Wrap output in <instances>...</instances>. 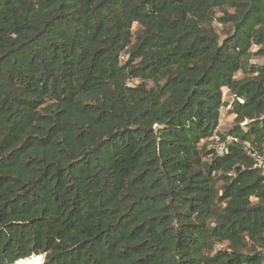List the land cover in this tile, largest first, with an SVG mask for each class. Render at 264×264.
Listing matches in <instances>:
<instances>
[{
	"label": "trees",
	"instance_id": "obj_1",
	"mask_svg": "<svg viewBox=\"0 0 264 264\" xmlns=\"http://www.w3.org/2000/svg\"><path fill=\"white\" fill-rule=\"evenodd\" d=\"M253 55L264 0H0V264H264Z\"/></svg>",
	"mask_w": 264,
	"mask_h": 264
},
{
	"label": "rangeland",
	"instance_id": "obj_2",
	"mask_svg": "<svg viewBox=\"0 0 264 264\" xmlns=\"http://www.w3.org/2000/svg\"><path fill=\"white\" fill-rule=\"evenodd\" d=\"M232 11V10H229ZM217 15L220 16L222 15L221 11L217 12ZM214 25L216 26L217 32L220 35V38L223 39L225 37V33L229 28V25L224 26L222 23L215 21ZM259 49V46H253V51H257ZM251 63L256 64V65H264V56L263 55H253L251 58ZM245 75L244 72L239 71L236 73V77L241 78ZM139 81L135 80L133 81L134 84L138 83ZM224 98L226 102H231L233 97L232 94L229 92L227 88L224 89ZM235 117L236 115L230 111L229 107H224L222 109L221 113V118H220V125H219V130L220 131H227L230 129L234 124H235ZM244 125V123H242ZM216 140L209 142L210 147H214L216 145ZM259 164L264 167V162L263 160L259 161ZM220 185V184H219ZM227 243H218L216 245V249H225L227 248ZM44 259V256L42 257L41 261ZM40 260V257H39ZM36 264V263H35ZM38 264V263H37Z\"/></svg>",
	"mask_w": 264,
	"mask_h": 264
},
{
	"label": "bare ground",
	"instance_id": "obj_3",
	"mask_svg": "<svg viewBox=\"0 0 264 264\" xmlns=\"http://www.w3.org/2000/svg\"><path fill=\"white\" fill-rule=\"evenodd\" d=\"M43 257V256H42ZM41 257V259H42ZM42 262V261H41ZM39 264L40 263V260H39V256H33L31 259L29 260H20L18 261L17 263L15 264ZM41 264V263H40Z\"/></svg>",
	"mask_w": 264,
	"mask_h": 264
},
{
	"label": "built area",
	"instance_id": "obj_4",
	"mask_svg": "<svg viewBox=\"0 0 264 264\" xmlns=\"http://www.w3.org/2000/svg\"><path fill=\"white\" fill-rule=\"evenodd\" d=\"M228 140H230V138ZM225 148H226V144L225 143H223V142L222 143H218L217 152L219 154H223V152L225 151Z\"/></svg>",
	"mask_w": 264,
	"mask_h": 264
}]
</instances>
